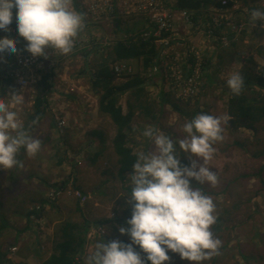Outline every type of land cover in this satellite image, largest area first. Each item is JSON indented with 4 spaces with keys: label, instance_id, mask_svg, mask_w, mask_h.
Returning a JSON list of instances; mask_svg holds the SVG:
<instances>
[{
    "label": "rangeland",
    "instance_id": "rangeland-1",
    "mask_svg": "<svg viewBox=\"0 0 264 264\" xmlns=\"http://www.w3.org/2000/svg\"><path fill=\"white\" fill-rule=\"evenodd\" d=\"M146 1L150 5L146 12L127 17L122 13L131 10L125 6L120 12L122 2L119 4L117 0H73L75 10L84 15L86 25L73 52L62 56L50 51L47 58L37 57L27 65L7 66L5 74L12 82L6 84L4 96L0 98L10 99L9 93L23 95L22 103L14 105L13 110L18 112L25 128L28 127L26 130L42 143L35 157L27 156L21 149L17 158L23 168L0 169V215L4 214L11 225L0 232V250L6 251L12 264H42L52 253L56 231L63 221L91 223L83 253L78 257L81 264L97 241L103 238L109 242L119 241L123 237L116 223L102 228L94 223L118 213L127 217L123 206L130 196L127 188L132 187L128 182L132 171L122 177L116 175L117 156L111 142L108 139H103L102 144L91 142L93 129H102L108 134L113 128L111 121L98 110V94L87 73L88 65L94 67L106 59L116 75L115 85L121 86L128 80L127 76L132 75L146 81L143 101L157 117L153 119L141 111L135 112L126 131L134 154L153 150V145L142 136L143 130L152 126L176 142L182 166H190L178 144L184 136V123L191 119L190 114L195 111L197 115L209 114L223 119L224 139L214 145L215 154L208 164L217 174L218 183L213 187L191 181L192 187H201L205 195L212 197L216 223L211 230L222 241L221 254L203 264H264V156L256 155L263 149L264 133L257 138L245 127L231 133L226 126L230 96L226 83L228 74L240 72L243 61L248 58L255 59L257 71H264V51L259 42L249 45L235 40L264 31V21H257L254 26L249 17H244L243 9L255 4L244 5L241 0H227L223 7H218L220 14L209 7L198 18L194 12L173 10L171 0ZM257 9L264 10V7L257 6ZM152 12L162 13L166 18L153 21ZM162 22L171 29L159 32L157 27ZM9 28L6 38L16 41L17 52L5 54L9 57L28 54L27 42L18 33L14 15ZM132 35L156 38L157 55L151 66L145 67L142 60L113 62L107 58V51L116 38ZM263 38L261 36L260 40ZM188 61H199L200 70L191 72ZM44 75L49 76L47 80L43 79ZM44 83L52 84L45 94L48 113L32 126L33 121H28L27 115L34 114L35 100L44 89ZM248 94L264 96V90L252 85ZM118 101L127 113L130 91L122 93ZM174 105L189 115L182 116ZM97 151L100 156L95 161L92 155ZM55 184L60 191L56 192ZM50 199H56L54 206L45 203ZM78 205L80 214L76 212ZM40 207L44 209L43 216L28 219V211ZM128 207L131 208L129 203ZM133 246L143 258L141 249ZM168 255L167 264H191L178 254L169 252Z\"/></svg>",
    "mask_w": 264,
    "mask_h": 264
},
{
    "label": "clouds",
    "instance_id": "clouds-1",
    "mask_svg": "<svg viewBox=\"0 0 264 264\" xmlns=\"http://www.w3.org/2000/svg\"><path fill=\"white\" fill-rule=\"evenodd\" d=\"M16 9L19 35L27 42L33 57L50 51L62 56L73 52L77 39L85 30V17L74 8L73 0H0V30L10 31ZM254 26L264 21V10H253ZM17 52L14 39H0V53ZM234 96L242 94L245 81L239 71H232L226 80ZM10 99L0 98V169L23 168L18 160L21 149L35 157L42 148L39 139L26 130L14 105L22 103L23 95L9 93ZM223 119L199 114L186 121L179 150L190 161L182 166L176 142L160 129L148 126L142 136L153 150L140 152L129 175L131 194L127 202L132 207L131 218L120 227L121 235L131 238L130 244L120 241H97L84 258V264H145L133 245L146 254L151 264H167L169 252L178 254L191 264H203L219 256L222 241L213 233L216 205L201 187L191 181L216 186L217 174L208 167L215 154L214 145L222 142Z\"/></svg>",
    "mask_w": 264,
    "mask_h": 264
},
{
    "label": "trees",
    "instance_id": "trees-1",
    "mask_svg": "<svg viewBox=\"0 0 264 264\" xmlns=\"http://www.w3.org/2000/svg\"><path fill=\"white\" fill-rule=\"evenodd\" d=\"M244 5L249 3L256 4L261 0H241ZM215 5L221 6V3H216L215 0H176L175 9L186 13L194 12L195 17L201 14V12L208 7ZM131 33L133 29H129ZM156 38L154 36L140 37L139 35H132L130 37H120L115 39L113 45L108 50V57L113 62L115 61H130V60H142L144 66H151L153 57L157 55V47L154 43ZM98 45L94 46L95 48ZM89 55V53H88ZM256 62L253 58L247 59L243 69L240 73L244 77L245 87L241 95L234 96L230 91V100L228 102L227 116V130L231 133L239 131L242 127L251 130L257 135L264 133V96H252L248 92L251 86H256L258 89L264 90V71L259 72L256 70ZM87 73L91 79V85L97 91L98 94V110L104 116H107L116 128V134L112 139V146L117 155L116 175L123 176L133 170V165L137 160V155L134 154L132 148L129 146V140L126 135V131L130 128L135 112L141 111L143 115L147 117L154 116V110L151 111V106H146L143 98L145 97L144 85L146 81L138 75L127 76L128 80L121 86L113 83L116 75L109 69L107 59L101 63H96L94 67L88 65ZM0 71V96L3 91L6 90L7 85L11 84L9 76ZM48 75H44L43 79L47 80ZM52 87V84L44 83V89L41 94L35 100V111L32 115H27L28 121H33V125L38 124L48 113V100L45 97L46 92ZM125 91H130L129 111L125 113L119 105V97ZM133 101V102H132ZM154 105V104H153ZM154 107V106H153ZM174 108L182 115L188 116L189 113L180 109L174 105ZM147 112V113H143ZM151 111V112H150ZM198 112H192L190 114L191 119L197 116ZM189 120V121H190ZM28 128V127H26ZM31 128V127H30ZM256 155L264 156V146L261 151H258ZM93 159L99 157L97 154L92 155ZM130 183V180L128 181ZM131 184V183H130ZM56 192L60 191V187L56 184ZM129 195L131 194V187L127 188ZM56 200V199H55ZM45 201L53 205L55 201ZM43 201V204H45ZM2 205V203H0ZM54 206V205H53ZM52 206V207H53ZM34 208L27 213L28 219L32 217L41 218L43 216L44 209ZM123 213H127V217L121 216V213L114 214L112 218L105 220H97L94 223L98 228L110 225L113 223L118 224L119 227L126 226V222L131 218L132 207H128V203H124ZM77 214L81 213V207L78 205L76 208ZM220 221V218H217ZM91 225L89 221L83 223H76L74 221L60 222L56 231V237L50 256L43 261L42 264H81L79 255L83 253L86 244L87 228ZM11 227L10 222L6 220L4 214L0 215V232L2 230ZM119 240L124 244H130L131 238L128 235H122ZM105 242H109L108 239L103 238ZM1 246V245H0ZM2 247V246H1ZM134 247V246H133ZM135 248V247H134ZM139 248V247H138ZM137 248H135L136 250ZM137 251V250H136ZM143 259L145 264H151L147 261L146 254L143 253ZM0 264H12L8 261L6 251L0 250Z\"/></svg>",
    "mask_w": 264,
    "mask_h": 264
},
{
    "label": "built area",
    "instance_id": "built-area-1",
    "mask_svg": "<svg viewBox=\"0 0 264 264\" xmlns=\"http://www.w3.org/2000/svg\"><path fill=\"white\" fill-rule=\"evenodd\" d=\"M118 3L120 4V2H122L119 6V11L122 12L123 8L126 6V8L129 7V10L131 11H127L126 13H122V15L128 16L129 14H136V15H140L141 12H146L147 9L149 8L150 5L147 4L146 0H139V4H137V0H117ZM172 2V9H175L176 6V0H171ZM227 0H221V6H219L220 8L223 7L226 4ZM132 5V6H131ZM258 7H264V0L262 2L259 3V5L255 4L253 5V7H248L247 9H243V16L244 17H249L250 18V13L253 10H256V8ZM209 8V7H208ZM251 8V9H249ZM158 12V9H156ZM210 10L214 13L220 14V12L218 11V7L215 5L210 6ZM16 11V9H13V13ZM205 10H203L202 12H204ZM157 12H152V17L151 19L153 21L156 20H162V18H166L165 15H163L162 13H160L159 15L157 14ZM183 12V11H181ZM186 13V12H184ZM14 17L16 18V14H13ZM217 17H215L214 19H216ZM168 22H170V20H167ZM166 22H162L161 25H159L158 31H169L171 29L170 25H166ZM236 26L234 27V30L236 31ZM14 34V32H13ZM157 36V35H156ZM6 38V32L3 30H0V39ZM41 57V56H40ZM37 60V57H33L31 56L30 53L26 54V55H18V56H14V57H9L7 56L5 53H0V71L5 73L6 72V68L7 66H11V65H27L29 62L35 61ZM186 61V60H185ZM189 65L192 69L191 72L195 69V70H200L201 67V63L199 61H197L196 63H194V61H188ZM177 72V74H179L178 71L175 70V73Z\"/></svg>",
    "mask_w": 264,
    "mask_h": 264
},
{
    "label": "crops",
    "instance_id": "crops-1",
    "mask_svg": "<svg viewBox=\"0 0 264 264\" xmlns=\"http://www.w3.org/2000/svg\"><path fill=\"white\" fill-rule=\"evenodd\" d=\"M125 16V15H124ZM128 17V16H127ZM239 34V33H238ZM237 34V36H238ZM253 34H257L258 36H253ZM252 35H248V36H244V38L238 39L236 38L235 42H239L241 43V41L243 43H247L249 45H254L257 42H259V46L261 47V50L264 51V38L262 40L261 36H264V31H257L256 33H253ZM246 38V39H245ZM262 41V42H261ZM249 42V43H248ZM250 59V58H248ZM255 60V59H254ZM246 62V61H245ZM245 62L243 61V65H242V69L244 67ZM256 62V61H255ZM241 71V70H240ZM1 93V92H0ZM229 99L227 100V102L230 100V96H228ZM226 117L229 119V117L226 114ZM106 119L110 120L107 116L105 117ZM111 121V120H110ZM112 123V121H111ZM113 128H112V132L110 131V133H105V130L99 129V130H95L93 129V132L91 133L94 137L91 139V142L93 141H97V144H102V141L104 139H108L111 142V146H112V139L114 138L115 134H116V128L114 126V124L112 123ZM113 147V146H112ZM114 149V148H113ZM115 152V151H114ZM93 154H97L98 156H100V152L97 151V153H93ZM116 154V153H115ZM117 156V155H116ZM117 159V158H116Z\"/></svg>",
    "mask_w": 264,
    "mask_h": 264
},
{
    "label": "bare ground",
    "instance_id": "bare-ground-1",
    "mask_svg": "<svg viewBox=\"0 0 264 264\" xmlns=\"http://www.w3.org/2000/svg\"><path fill=\"white\" fill-rule=\"evenodd\" d=\"M217 7H219V6H217Z\"/></svg>",
    "mask_w": 264,
    "mask_h": 264
}]
</instances>
